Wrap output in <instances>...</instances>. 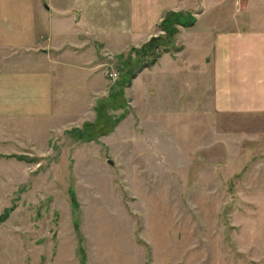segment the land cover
<instances>
[{"label":"rangeland","instance_id":"obj_1","mask_svg":"<svg viewBox=\"0 0 264 264\" xmlns=\"http://www.w3.org/2000/svg\"><path fill=\"white\" fill-rule=\"evenodd\" d=\"M157 42L104 49L94 92L68 86L66 121L0 140V214L17 204L0 264H264V113L216 110L209 76L166 60L181 82L146 83L152 55L184 49Z\"/></svg>","mask_w":264,"mask_h":264},{"label":"crops","instance_id":"obj_2","mask_svg":"<svg viewBox=\"0 0 264 264\" xmlns=\"http://www.w3.org/2000/svg\"><path fill=\"white\" fill-rule=\"evenodd\" d=\"M170 12L194 23L176 25L184 49L146 67V83H161L151 71L166 76V60L167 74L178 64L175 78L191 71L193 85L209 76L216 110L264 113V0H0V140L53 132L67 120L70 83L94 92L103 50L118 57L164 40ZM199 49L210 57L193 61Z\"/></svg>","mask_w":264,"mask_h":264},{"label":"trees","instance_id":"obj_3","mask_svg":"<svg viewBox=\"0 0 264 264\" xmlns=\"http://www.w3.org/2000/svg\"><path fill=\"white\" fill-rule=\"evenodd\" d=\"M193 23H194V21H192V20L188 21L186 19L185 15H183L181 13L170 12V13H168L166 15V17L162 21L160 27L163 30L167 31V38L172 39L171 36H174L178 32L177 27H176L177 24L182 25V26H191ZM145 45H146V49L150 48V50H152L153 49L152 45H155V47H159L161 44L156 41L154 43H147ZM145 45H144L143 48H145ZM137 50L140 51V50H142V48L141 49H137ZM147 52L149 53V50ZM151 52L153 53L154 51L152 50ZM152 53H150V54H152ZM152 56H154V58L152 59V62L148 63L146 65V67H151V65H153V64H155L157 62L156 58L158 56L157 57L155 55H152ZM132 76H133V73H132ZM134 76H136V73L134 74ZM13 156L17 157V159L24 160L23 156H19V155H13ZM16 205L17 204L14 203L13 206H11L9 208H6L4 210V212L2 214H0V222L1 223L5 222L6 220L9 219V217L12 214V212H14V210L16 208Z\"/></svg>","mask_w":264,"mask_h":264},{"label":"built area","instance_id":"obj_4","mask_svg":"<svg viewBox=\"0 0 264 264\" xmlns=\"http://www.w3.org/2000/svg\"><path fill=\"white\" fill-rule=\"evenodd\" d=\"M112 76H110V78L114 77V75H116L115 73H111Z\"/></svg>","mask_w":264,"mask_h":264}]
</instances>
